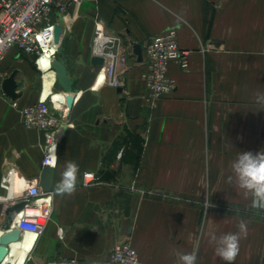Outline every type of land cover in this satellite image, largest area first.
Segmentation results:
<instances>
[{
	"label": "crops",
	"instance_id": "1",
	"mask_svg": "<svg viewBox=\"0 0 264 264\" xmlns=\"http://www.w3.org/2000/svg\"><path fill=\"white\" fill-rule=\"evenodd\" d=\"M61 20L53 61H64L75 100L49 165L51 219L29 250L34 262L76 256L103 264L129 239L145 264H178V253L191 252L197 240L196 264H227L215 255L209 233L238 232L243 221L247 232L232 264H264V209L252 208L251 194L229 181L238 152L264 150V105L256 99L264 94V0H87L71 4ZM99 22L121 39L120 53L177 29L189 67L170 64L176 92L154 107L142 80L145 66L134 53L118 67L122 91L109 85L92 63ZM49 65L17 50L1 63L7 77L19 71V87L12 99L0 79V226L6 207L40 179L46 154L43 134L22 125L12 101L29 105L43 95L58 109L67 107ZM69 161L79 165L76 190L56 195ZM87 172L99 181L86 182ZM207 201L213 206L205 211Z\"/></svg>",
	"mask_w": 264,
	"mask_h": 264
},
{
	"label": "built area",
	"instance_id": "2",
	"mask_svg": "<svg viewBox=\"0 0 264 264\" xmlns=\"http://www.w3.org/2000/svg\"><path fill=\"white\" fill-rule=\"evenodd\" d=\"M85 1L87 0H70L66 3L62 0H0V79L7 78V74L1 70V63L11 50H17L19 55L34 59L40 65L42 57L47 55V49H54V54L47 55L51 65L59 50V43L55 42V28L60 23L59 16L65 13L71 4L78 6ZM120 46L119 37L109 36L102 22L96 24L93 54L105 60L100 67L104 71L105 81L114 88L124 86V78L118 72V67L126 66L133 53L131 46L120 53ZM142 49V64L145 66L142 80L147 88V100L155 107L164 96L176 92L178 83L169 75L170 64L177 62L181 69H187L188 53L181 50L178 31L175 28L153 37ZM12 105L18 110L25 128L43 134L46 154L42 167L51 165L56 161L54 152L62 119L68 113V107L58 109L50 97L44 98L43 95L33 104L21 105L17 100H13ZM84 179L86 182L99 181V177L93 172L85 173ZM22 199L28 201L25 209L30 210L26 211L19 229L40 235L45 231L52 212V199L45 196L40 179L29 186ZM63 235L60 229L59 236ZM27 261L36 264L31 255ZM37 264L86 263L73 256L45 260ZM103 264L145 263L132 242L126 239L114 246L108 260Z\"/></svg>",
	"mask_w": 264,
	"mask_h": 264
},
{
	"label": "clouds",
	"instance_id": "3",
	"mask_svg": "<svg viewBox=\"0 0 264 264\" xmlns=\"http://www.w3.org/2000/svg\"><path fill=\"white\" fill-rule=\"evenodd\" d=\"M257 103L264 105V94H257ZM232 176L229 181L235 182V186L245 194H251V207L254 209H264V150L258 152L241 151L236 155L231 164ZM79 165L74 161H69L62 172V179L56 185V195H71L76 190ZM207 207L213 206L210 202ZM238 232H228L216 235L209 233V242L214 244L215 255L220 257L227 264L235 261L240 251V240L242 235H246L247 226L243 221L237 225ZM199 251V240L189 253H178V264H196Z\"/></svg>",
	"mask_w": 264,
	"mask_h": 264
},
{
	"label": "water",
	"instance_id": "4",
	"mask_svg": "<svg viewBox=\"0 0 264 264\" xmlns=\"http://www.w3.org/2000/svg\"><path fill=\"white\" fill-rule=\"evenodd\" d=\"M64 29V24L61 20L60 23L56 25L55 28V42L58 44L61 41L62 33ZM133 53L137 56L139 62L143 61V49L139 44L133 45ZM92 63L94 65H103L105 60L101 57H93ZM52 70L56 74L57 81L62 86L66 93V104L68 111L73 107L74 96L73 92V81L68 76V71L65 66L64 61L55 60L51 64ZM19 71H13L7 78L4 79L2 89L8 97L16 99L18 97L17 88L19 87L17 81V75ZM119 92L122 91V88L118 89ZM64 128V127H63ZM62 129H60L61 131ZM54 182V169L47 165L43 167V171L40 177V184L45 193L52 191ZM28 204L26 199H20L14 203L8 205L5 209L6 220L0 226L2 234L0 235V264H8L10 259V251L14 243L21 240L23 237V231L17 227H14L16 217L20 212H22Z\"/></svg>",
	"mask_w": 264,
	"mask_h": 264
},
{
	"label": "bare ground",
	"instance_id": "5",
	"mask_svg": "<svg viewBox=\"0 0 264 264\" xmlns=\"http://www.w3.org/2000/svg\"><path fill=\"white\" fill-rule=\"evenodd\" d=\"M47 51H48L47 52L48 56H51L52 54L55 53V50L51 49V48L47 49ZM47 55H46V57H42V59H47ZM103 81H104V77H103ZM2 200H6V199H2ZM24 210H25L24 212L23 211L20 212V214H18V216L16 217L14 227H17V228L21 227V222L24 218V215H25L26 211L30 210V208L24 209ZM0 232H2V230ZM38 235L39 234H37V233L23 231V237L21 238V240L14 243L12 248H11L10 259H9L8 263H10V264H24L25 260L27 261V258L30 255L29 250H30L34 240L36 239V237Z\"/></svg>",
	"mask_w": 264,
	"mask_h": 264
},
{
	"label": "trees",
	"instance_id": "6",
	"mask_svg": "<svg viewBox=\"0 0 264 264\" xmlns=\"http://www.w3.org/2000/svg\"><path fill=\"white\" fill-rule=\"evenodd\" d=\"M130 134V133H129ZM126 141V140H125ZM126 143L128 144L129 142H128V140L126 141ZM119 145V143L116 145V147ZM114 152L112 151V152H109L106 156H108V157H111V155L113 154ZM124 212L126 213V214H129V212H130V206H129V195L128 194H126V196H125V204H124Z\"/></svg>",
	"mask_w": 264,
	"mask_h": 264
},
{
	"label": "rangeland",
	"instance_id": "7",
	"mask_svg": "<svg viewBox=\"0 0 264 264\" xmlns=\"http://www.w3.org/2000/svg\"><path fill=\"white\" fill-rule=\"evenodd\" d=\"M207 202H209V201H207ZM210 203H211V202H210ZM211 204H212V203H211ZM211 207H212V206H210V207H207V206H206L205 211H207V209L209 210Z\"/></svg>",
	"mask_w": 264,
	"mask_h": 264
},
{
	"label": "snow or ice",
	"instance_id": "8",
	"mask_svg": "<svg viewBox=\"0 0 264 264\" xmlns=\"http://www.w3.org/2000/svg\"><path fill=\"white\" fill-rule=\"evenodd\" d=\"M101 79H103V78L101 77Z\"/></svg>",
	"mask_w": 264,
	"mask_h": 264
}]
</instances>
